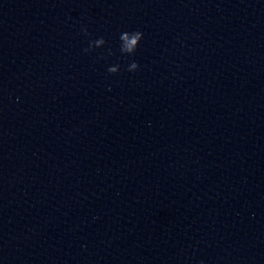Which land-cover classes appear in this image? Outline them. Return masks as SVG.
I'll use <instances>...</instances> for the list:
<instances>
[{
	"label": "water",
	"instance_id": "obj_1",
	"mask_svg": "<svg viewBox=\"0 0 264 264\" xmlns=\"http://www.w3.org/2000/svg\"><path fill=\"white\" fill-rule=\"evenodd\" d=\"M263 198L264 0H0V264H186Z\"/></svg>",
	"mask_w": 264,
	"mask_h": 264
},
{
	"label": "clouds",
	"instance_id": "obj_2",
	"mask_svg": "<svg viewBox=\"0 0 264 264\" xmlns=\"http://www.w3.org/2000/svg\"><path fill=\"white\" fill-rule=\"evenodd\" d=\"M81 32H83L86 36L90 35L87 31V28L82 27ZM143 37V33L139 30H132V31H122L119 36H118V41H119V52L122 55L125 56H131L135 53L139 42L141 41ZM106 44V41L103 36H100L96 39H90L88 41V46L83 49L85 53L90 52L93 49L96 48H102ZM107 54L112 55L113 51L111 48L107 49ZM103 57V54H101V58ZM139 68V65L136 61H131L127 65V70L128 71H135ZM120 70V65L119 64H112L109 65L106 69V71L110 74H115ZM200 264H203V261L200 262Z\"/></svg>",
	"mask_w": 264,
	"mask_h": 264
}]
</instances>
